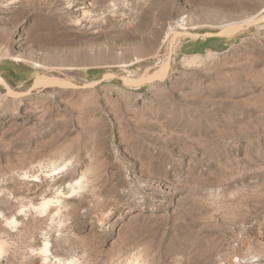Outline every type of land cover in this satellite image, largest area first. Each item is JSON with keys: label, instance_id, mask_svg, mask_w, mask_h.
I'll use <instances>...</instances> for the list:
<instances>
[{"label": "rangeland", "instance_id": "374dc122", "mask_svg": "<svg viewBox=\"0 0 264 264\" xmlns=\"http://www.w3.org/2000/svg\"><path fill=\"white\" fill-rule=\"evenodd\" d=\"M0 79V264H264V0H0Z\"/></svg>", "mask_w": 264, "mask_h": 264}, {"label": "bare ground", "instance_id": "6f19581e", "mask_svg": "<svg viewBox=\"0 0 264 264\" xmlns=\"http://www.w3.org/2000/svg\"><path fill=\"white\" fill-rule=\"evenodd\" d=\"M248 24L249 23H246L245 25H242V26L222 29L221 33L219 35L220 36H224V37H231V36L235 35L239 30H242L244 27H246V25H248ZM186 36H189L191 38H197L198 35H191V34L186 33V32H176V33H174L172 38H171V40H170V42H169V45H168L169 46V51H173V49L176 48V46L179 43L181 44L180 39H183ZM209 54H211V53H208V56H210ZM183 60H184V63L187 64V65H199V63L201 62V60H203V58L201 59L200 55H190L188 57H184ZM168 72H169L168 61H164L152 75L141 76L140 74H137V75L132 74V76H131V74H130L129 77H123V80H124L123 82H125L126 84L131 85L133 87H138V86L142 85L143 83H145L147 81H152V80H154L156 78H164L168 74ZM105 77L108 79V77H112V75L111 74H106ZM0 82L2 83V85L6 89L10 90L9 87L1 79H0ZM54 85H56V86H64V85H66V82H63V81H60V80H57V79H54V78H48V77H44L42 75H39V76H37L34 79V82L32 84V88L51 87V86H54ZM12 94H14V93H12ZM45 206H46L45 203H43L40 206L42 211H44L46 209ZM4 245H5L4 243H2V242L0 243V256L3 255V253L5 251V246ZM46 249L44 248L42 253L44 252V254H47L48 250H46ZM45 259H47V258L45 257ZM145 261L143 260V258L142 259L140 258V254L139 255L137 254V258L135 257V263L136 264H146L147 262H145ZM251 261H250L249 264H252L253 261L252 262Z\"/></svg>", "mask_w": 264, "mask_h": 264}, {"label": "crops", "instance_id": "0c3cea01", "mask_svg": "<svg viewBox=\"0 0 264 264\" xmlns=\"http://www.w3.org/2000/svg\"><path fill=\"white\" fill-rule=\"evenodd\" d=\"M216 35L214 34H210L208 37L207 36H204V37H200L199 40H200V43H206L208 41V39H210L211 37H214Z\"/></svg>", "mask_w": 264, "mask_h": 264}, {"label": "water", "instance_id": "95a60500", "mask_svg": "<svg viewBox=\"0 0 264 264\" xmlns=\"http://www.w3.org/2000/svg\"><path fill=\"white\" fill-rule=\"evenodd\" d=\"M209 35H210V34H206L205 36H207V37H208ZM214 35H216V36H220L219 34H214Z\"/></svg>", "mask_w": 264, "mask_h": 264}, {"label": "built area", "instance_id": "2783aa9c", "mask_svg": "<svg viewBox=\"0 0 264 264\" xmlns=\"http://www.w3.org/2000/svg\"><path fill=\"white\" fill-rule=\"evenodd\" d=\"M179 23H184V22L180 20ZM177 25H178V24H176V26H177Z\"/></svg>", "mask_w": 264, "mask_h": 264}]
</instances>
